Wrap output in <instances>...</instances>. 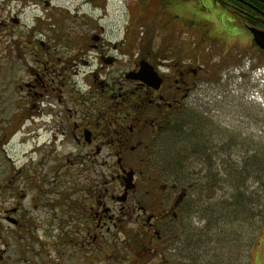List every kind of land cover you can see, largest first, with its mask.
<instances>
[{
	"label": "flooded vegetation",
	"instance_id": "af4514ba",
	"mask_svg": "<svg viewBox=\"0 0 264 264\" xmlns=\"http://www.w3.org/2000/svg\"><path fill=\"white\" fill-rule=\"evenodd\" d=\"M255 1L210 0L185 31L169 0L171 32L140 25V39L129 0L111 30L114 0H0V260L10 244L13 264H150L170 250L205 185L195 169L244 155L238 79L245 56L264 59Z\"/></svg>",
	"mask_w": 264,
	"mask_h": 264
},
{
	"label": "rangeland",
	"instance_id": "374dc122",
	"mask_svg": "<svg viewBox=\"0 0 264 264\" xmlns=\"http://www.w3.org/2000/svg\"><path fill=\"white\" fill-rule=\"evenodd\" d=\"M74 1L79 3L80 0ZM129 1L133 5L136 0ZM174 1L177 4L176 15H180L179 18L173 17L175 25L180 28L186 24L182 27L185 31H188L189 26H193L197 20L202 5H210V0ZM124 2L116 0L114 5L111 3L108 5L109 15L103 21L107 30L114 29L123 20L120 10L123 9L121 4ZM160 8L162 7L156 10L155 5H150V8L146 7V11L145 7L134 9L140 13L139 20H134L132 15V20L135 21L132 24V31L136 30L135 34L138 35L136 37L142 39L143 35L139 32L143 29L140 25L156 31L157 35H160L162 30L163 34L166 33L164 35L171 32L172 16L159 13ZM84 9L92 11L90 7ZM189 12L191 16L183 18L182 14L188 15ZM94 13L91 14L95 16ZM88 23L86 19H82L83 29H87ZM181 32L180 30V40L184 42L188 35ZM154 36L151 33L149 37L153 39ZM253 59L249 55L245 56L242 60L243 66L247 61H250V66L255 69L264 65V59L260 56H255V64ZM238 85L243 93L244 155L227 158V167L224 171H214L211 168L201 171L199 167L195 169L205 185L194 188L192 192L194 206L190 215L184 221L177 222L175 235L171 234L166 238L170 250L165 251L161 259H154L150 264H264V84L257 85L255 79V86H251L248 77L245 76L238 79ZM253 89L254 96L250 92ZM253 113L255 121L251 120ZM253 129L255 156H249L246 154H249L253 145L251 141ZM187 159L189 160L185 158V161H188ZM204 160L208 161L207 158H203ZM238 200L242 212L239 218L228 224H223L222 221L217 223V219L223 214L222 208L224 206L231 208ZM201 231H205L206 234ZM13 247L15 246L12 244L8 246L0 264H13L7 257L8 255L15 257ZM40 260V256L36 255L34 264H40Z\"/></svg>",
	"mask_w": 264,
	"mask_h": 264
},
{
	"label": "trees",
	"instance_id": "16d2710c",
	"mask_svg": "<svg viewBox=\"0 0 264 264\" xmlns=\"http://www.w3.org/2000/svg\"><path fill=\"white\" fill-rule=\"evenodd\" d=\"M147 1L148 2H145L144 0H136L133 5L131 4V7L133 6L132 7V13H133L132 15L135 18L134 20H139V18H140V15H139L140 13L137 10H134L136 7H140V9L142 7H145V11H146V7L150 8V5H155L156 10H158V7H160L161 4L163 5V4H168L169 3V0H147ZM181 1H183V0H181ZM247 1H250V3L253 4L252 0H245V2H247ZM254 3H255V7H256L257 12H259L261 17H262V19H260V20H257V21L255 20V25L264 27V0L255 1ZM135 5H137V6L135 7ZM139 5H141V6H139ZM134 14H135V16H134ZM147 41L150 44L151 37L148 36ZM240 206L241 205H240L239 200L237 202H235L231 206V208H227V206H224L222 208L223 209V214L217 219V223L222 221L223 224H228L232 220L238 219L240 214H242V212L240 211ZM201 232L203 234H206L205 231H201Z\"/></svg>",
	"mask_w": 264,
	"mask_h": 264
},
{
	"label": "water",
	"instance_id": "95a60500",
	"mask_svg": "<svg viewBox=\"0 0 264 264\" xmlns=\"http://www.w3.org/2000/svg\"><path fill=\"white\" fill-rule=\"evenodd\" d=\"M250 31L252 32L253 38L255 43L264 49V30L258 29V28H250ZM143 68V66H142ZM142 68L138 72V74H141Z\"/></svg>",
	"mask_w": 264,
	"mask_h": 264
}]
</instances>
